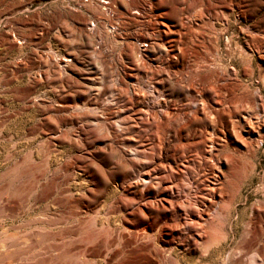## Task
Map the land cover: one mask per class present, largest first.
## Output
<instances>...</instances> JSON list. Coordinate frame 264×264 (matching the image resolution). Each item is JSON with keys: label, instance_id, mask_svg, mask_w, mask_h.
<instances>
[{"label": "rangeland", "instance_id": "374dc122", "mask_svg": "<svg viewBox=\"0 0 264 264\" xmlns=\"http://www.w3.org/2000/svg\"><path fill=\"white\" fill-rule=\"evenodd\" d=\"M263 257L264 0H0V264Z\"/></svg>", "mask_w": 264, "mask_h": 264}, {"label": "bare ground", "instance_id": "6f19581e", "mask_svg": "<svg viewBox=\"0 0 264 264\" xmlns=\"http://www.w3.org/2000/svg\"><path fill=\"white\" fill-rule=\"evenodd\" d=\"M140 46L143 47V48H145L147 45H146V43H140ZM250 263H251V264H254L252 258L250 259ZM261 264H264V257H263V259H262V261H261Z\"/></svg>", "mask_w": 264, "mask_h": 264}, {"label": "built area", "instance_id": "2783aa9c", "mask_svg": "<svg viewBox=\"0 0 264 264\" xmlns=\"http://www.w3.org/2000/svg\"><path fill=\"white\" fill-rule=\"evenodd\" d=\"M128 1V0H126ZM101 4L103 5L104 9L109 4V0H101Z\"/></svg>", "mask_w": 264, "mask_h": 264}]
</instances>
